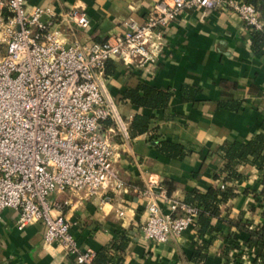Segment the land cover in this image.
Here are the masks:
<instances>
[{
    "label": "crops",
    "instance_id": "crops-1",
    "mask_svg": "<svg viewBox=\"0 0 264 264\" xmlns=\"http://www.w3.org/2000/svg\"><path fill=\"white\" fill-rule=\"evenodd\" d=\"M166 1L26 0V4L49 9L67 45L73 41L90 45L121 36L129 23L142 25ZM227 1L245 3L217 0L211 11H182L167 29L156 62L141 67L112 62L115 74L106 85L121 119L129 125L134 116H146L148 131L127 142L120 137L114 140L113 166L122 188L91 198L70 192L56 195L57 201L69 204L62 214L74 223L72 235L78 247L91 251L99 264H236L242 254L250 261L255 256L246 244L247 233L232 224L264 223V171L249 163L235 165L242 178L226 184L234 188L235 196L220 206L219 217L211 219V228L202 237L197 220L166 243L147 241L142 232L149 199L139 193L148 176L161 182L168 198L188 202L192 193L205 194L222 184L223 144L247 142L261 132L264 45L254 47L253 32L234 10L223 6ZM71 9L84 11L89 21L86 30L68 20ZM141 83L169 91L167 105L152 110L124 99L127 90ZM161 141L181 145L186 154L178 159L160 153L156 145ZM158 205L162 213H169L167 205ZM17 217L11 209L0 213V264H75L59 245L44 244L43 225L18 230ZM122 244L124 249L116 248ZM202 246L205 257L198 261L194 252Z\"/></svg>",
    "mask_w": 264,
    "mask_h": 264
},
{
    "label": "built area",
    "instance_id": "built-area-1",
    "mask_svg": "<svg viewBox=\"0 0 264 264\" xmlns=\"http://www.w3.org/2000/svg\"><path fill=\"white\" fill-rule=\"evenodd\" d=\"M217 5V0H167L142 25L129 23L121 36L67 45L49 9L0 0V213L16 211L18 230L43 225L45 245H59L75 264H94V254L78 247L74 223L62 214L68 202L56 195L91 198L124 186L113 166L114 140L130 138L109 94L106 66L156 62L167 29L182 11H211ZM223 6L251 32L264 31L253 6L232 1ZM67 18L81 30L89 26L82 10L71 9ZM139 194L149 199L142 227L147 241L166 243L196 224L199 208L168 198L153 175ZM158 203L169 213H162ZM239 259L251 262L246 254Z\"/></svg>",
    "mask_w": 264,
    "mask_h": 264
},
{
    "label": "trees",
    "instance_id": "trees-1",
    "mask_svg": "<svg viewBox=\"0 0 264 264\" xmlns=\"http://www.w3.org/2000/svg\"><path fill=\"white\" fill-rule=\"evenodd\" d=\"M246 4L253 6L257 13L259 20L264 24V0H244ZM260 2V3H259ZM253 44L256 48H261L264 45V31H257L252 33ZM257 51V50H256ZM115 68L110 62L105 69L106 80L114 76ZM169 91H162L145 83L138 85L136 89L127 90L124 93V99L139 108L148 109H162L164 108L170 98ZM148 117L136 115L128 125L129 138H134L137 135L144 134L148 131ZM108 126L109 123H104ZM260 131L255 134L250 141L247 142H228L220 147L223 161L225 162L223 171L226 177L223 178L222 184L224 189L219 187L210 188L205 194L192 193L188 202L184 204L189 205L192 201L196 202L199 208L197 216L198 235L202 237L208 230H210V221L213 218L219 217L220 206L230 199L234 198V188L226 184L240 180L242 177L235 169L238 163H249L258 171H264V117L260 123ZM158 151L169 157L181 159L185 154L184 148L175 143L161 141L157 143ZM220 175H217L218 179ZM263 189L261 196L264 198V182L262 181ZM264 218V213H263ZM239 232H245L248 235L246 244L249 248L254 249L255 256L249 264H264V223L255 227H250L247 223L242 224L239 221L232 223ZM125 244L116 246L117 249H124ZM113 247V246H112ZM205 247L197 248L194 252V259L202 261L205 257ZM94 264H99L94 260ZM236 264H243L236 259Z\"/></svg>",
    "mask_w": 264,
    "mask_h": 264
}]
</instances>
